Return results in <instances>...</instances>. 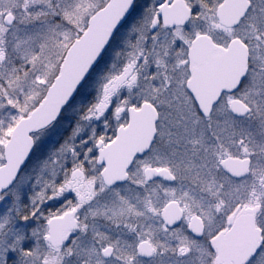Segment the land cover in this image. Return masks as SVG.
<instances>
[{"label":"snow or ice","instance_id":"snow-or-ice-1","mask_svg":"<svg viewBox=\"0 0 264 264\" xmlns=\"http://www.w3.org/2000/svg\"><path fill=\"white\" fill-rule=\"evenodd\" d=\"M0 264H264V0H0Z\"/></svg>","mask_w":264,"mask_h":264}]
</instances>
